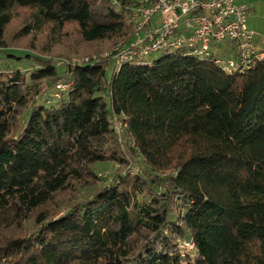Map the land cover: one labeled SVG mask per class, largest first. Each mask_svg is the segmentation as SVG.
<instances>
[{
    "label": "trees",
    "instance_id": "16d2710c",
    "mask_svg": "<svg viewBox=\"0 0 264 264\" xmlns=\"http://www.w3.org/2000/svg\"><path fill=\"white\" fill-rule=\"evenodd\" d=\"M134 5L0 0V58L32 63L0 64V264H264V60L228 73L177 49L117 67L112 51L60 74L34 44L73 25L125 45ZM20 10L29 50L7 43Z\"/></svg>",
    "mask_w": 264,
    "mask_h": 264
},
{
    "label": "built area",
    "instance_id": "2783aa9c",
    "mask_svg": "<svg viewBox=\"0 0 264 264\" xmlns=\"http://www.w3.org/2000/svg\"><path fill=\"white\" fill-rule=\"evenodd\" d=\"M134 3L126 19L132 38L112 50L117 67L125 62L143 63L153 52L167 54L177 49H185L188 55L201 59L214 56L215 63L228 73L243 72L255 61L264 60V49L256 47L246 27L249 6L244 2L134 0ZM220 43L230 45L234 53L218 56ZM112 124L117 131L121 130L122 122L117 116L113 117ZM192 247L190 241L180 244L181 250Z\"/></svg>",
    "mask_w": 264,
    "mask_h": 264
},
{
    "label": "rangeland",
    "instance_id": "374dc122",
    "mask_svg": "<svg viewBox=\"0 0 264 264\" xmlns=\"http://www.w3.org/2000/svg\"><path fill=\"white\" fill-rule=\"evenodd\" d=\"M248 1V0H246ZM250 2V1H249ZM259 4L262 8L259 9L257 6L254 8L256 11L264 12V0H259ZM27 16L26 10H20L16 16V18L13 20V22L10 24V26L7 29L6 37H7V43L11 47L15 48H21V49H27L30 48L27 47L30 41V36L22 37L17 34L16 30L20 26L23 20H25ZM34 44L37 46L38 49H41L42 47L48 49L49 53L55 58L57 70L60 74L64 72V65L63 59H77V58H87V57H100L105 58V56L112 50L107 49L108 42H103L101 44L99 43H85L78 34L76 28L73 25L67 26L65 30L62 31V34L60 37L56 38L54 41H52V38L47 41L46 37L44 35L37 36V39H35ZM221 47H225L224 43L219 44ZM216 52V51H215ZM18 53V52H16ZM217 55L222 56L223 52L221 50H217ZM111 55V54H110ZM108 55V56H110ZM162 52H153L145 57L146 60L153 61L162 56ZM49 56V55H47ZM22 61V62H21ZM10 63L16 68L19 69H26L31 68L32 63L27 59L24 58L23 60H14L11 57L7 55H3L2 58H0V64H7ZM112 68L108 67L106 76L109 77L111 74ZM59 93V91H56ZM55 92L52 90L49 95L51 97H47V102H55L57 100V97H54ZM48 95V94H47ZM45 96V95H44ZM42 99L38 100L41 101ZM118 168V165L114 163H110L108 161L105 162H97L94 165V170L98 175H100L103 180L102 184H109L111 183L113 179V173ZM127 168H131L134 170H141L145 168V165L141 158L137 159H131L128 162Z\"/></svg>",
    "mask_w": 264,
    "mask_h": 264
},
{
    "label": "crops",
    "instance_id": "0c3cea01",
    "mask_svg": "<svg viewBox=\"0 0 264 264\" xmlns=\"http://www.w3.org/2000/svg\"><path fill=\"white\" fill-rule=\"evenodd\" d=\"M240 2H244L249 6V13L247 17V24L246 27L248 31L252 33L254 44L258 49H264V12H259L254 10L257 6L262 8L260 5L257 4L261 3L259 0H238ZM250 1V2H249ZM264 6V5H262ZM225 44V43H224ZM223 52V55L233 54L234 49L230 46L225 44V47L219 48Z\"/></svg>",
    "mask_w": 264,
    "mask_h": 264
}]
</instances>
